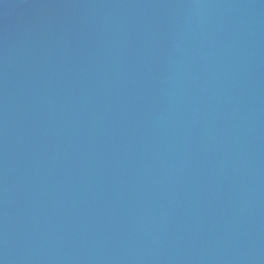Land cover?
<instances>
[{"label":"water","instance_id":"obj_1","mask_svg":"<svg viewBox=\"0 0 264 264\" xmlns=\"http://www.w3.org/2000/svg\"><path fill=\"white\" fill-rule=\"evenodd\" d=\"M0 264H264V0H0Z\"/></svg>","mask_w":264,"mask_h":264}]
</instances>
